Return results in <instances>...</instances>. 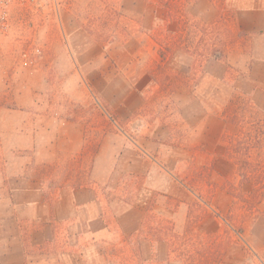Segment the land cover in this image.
<instances>
[{
	"label": "rangeland",
	"instance_id": "1",
	"mask_svg": "<svg viewBox=\"0 0 264 264\" xmlns=\"http://www.w3.org/2000/svg\"><path fill=\"white\" fill-rule=\"evenodd\" d=\"M110 1L114 5V0H60L57 11L48 8L16 19L12 32L0 38V106H5L3 94L9 85L44 79L70 107L68 119L85 126L88 151H97L106 135L116 144L117 136L126 133L131 142L158 144L164 152L155 158L165 167L173 166L175 156L187 159L186 178L191 177L187 183L203 199L190 196L188 203L179 205V200L175 203L155 192L157 211L150 214L151 208L145 207L143 236L165 238L172 264H264V206L259 213H248L245 201L251 186L242 188L232 214L221 216L210 208L215 194H210V186H226L224 181L234 175L233 164L222 160H226L224 137L237 132L226 121L227 109L252 104L264 112V0H147L157 6L154 23L152 27L144 23L138 30L122 27V13L107 6ZM63 15L69 29L76 27L69 38L62 27ZM254 18L260 23L258 30L253 29ZM133 34L151 38L156 45L142 41L124 49L122 43ZM99 47L104 61L97 58ZM70 52L77 57V68L89 74L76 82L54 73L59 66L75 69L71 62L57 67L54 63L56 53L68 56ZM141 66L149 69L153 79L144 93L136 92V76L131 75ZM81 98L90 105L75 102ZM218 133L221 147L212 150V162L196 167L195 156L186 153L207 154L206 142ZM139 183L117 173L111 190L101 192L109 212L120 200L129 199L131 192L138 197ZM2 195L9 194L0 192V200ZM140 195L144 200L152 196L145 190ZM186 195L187 191L181 194ZM5 207L0 203V225ZM167 214L171 220L164 218ZM155 215L159 219H152ZM205 219L204 234H199ZM98 232L81 219L59 225L53 238L39 245L27 228L25 264H154V259H142L138 238L122 237L118 224Z\"/></svg>",
	"mask_w": 264,
	"mask_h": 264
},
{
	"label": "crops",
	"instance_id": "2",
	"mask_svg": "<svg viewBox=\"0 0 264 264\" xmlns=\"http://www.w3.org/2000/svg\"><path fill=\"white\" fill-rule=\"evenodd\" d=\"M109 3L107 6L122 13V27L138 30L143 28L144 23L152 27L157 8L155 4L147 0H114V5L112 1ZM257 15L253 13V17ZM61 21L69 38L71 29L76 27L69 29L64 15ZM252 23L253 29H260L258 20L254 18ZM261 29L264 31V28ZM67 40L71 46V39ZM142 41L156 45L153 39L140 38L136 34L127 37L122 44L127 49L131 45H140ZM100 49L95 48L97 58L104 61L103 52L98 55ZM88 53L86 50L85 54L90 55ZM54 57L56 67L62 62H71L75 68L70 71L59 66L55 74L64 75L73 82L79 76L89 75L77 68V57L73 52L68 56L56 53ZM138 62L143 65L145 63L143 60ZM137 69L131 74L136 76V92H147L153 84L149 69L142 66L139 72ZM3 95L6 102L5 106H0V192L7 190L9 195H2L0 200L1 205L6 206L0 225V234L3 235L0 242L2 264H25L27 228L36 236L38 244L43 245L53 238L59 225L81 219L87 221L91 228L99 230L98 233L107 231L116 223L122 237L139 239L138 246L144 261L154 259V264L173 263L169 262V243L153 241V235L143 236V233L147 232V209L151 208L150 214H156L157 211L158 205L153 198L155 192L159 196L163 194L172 202L178 203L179 200V205H184L185 200L188 203L190 196L199 199L200 195L187 183L191 182V177L188 180L186 178L189 172L186 158L187 161H181L180 156H175L171 158L173 166L165 167L155 158L158 152H164L158 144L131 142L126 133L122 134L123 137L117 136L116 144L110 135L104 136L94 155L88 151L85 126L80 121L68 119L66 112L70 107L59 100V95L53 92L52 84L44 79L37 83L9 85ZM81 100L75 102L82 107L90 105L88 101ZM202 124H205V120ZM197 130L196 135H202V129L198 127ZM220 142L221 133H218L206 142L204 147L210 148L207 154L189 152L186 155L195 156L196 167H207L212 162L211 154L215 148L219 145L221 147ZM222 160L226 165L230 164ZM117 173L136 176L141 190L133 205L120 200L119 206H113L109 212L101 192L111 190ZM45 190H48V198H45ZM142 190L151 193L150 200L141 197ZM183 191H187L186 198L181 196ZM234 205L235 199L226 191L218 189L210 208L218 215L225 216L233 213ZM164 218L172 219L168 214ZM9 222H12L10 226ZM206 223L205 219L197 227L199 234H204ZM218 233L219 230L214 234Z\"/></svg>",
	"mask_w": 264,
	"mask_h": 264
},
{
	"label": "trees",
	"instance_id": "3",
	"mask_svg": "<svg viewBox=\"0 0 264 264\" xmlns=\"http://www.w3.org/2000/svg\"><path fill=\"white\" fill-rule=\"evenodd\" d=\"M226 121L237 127L235 134L224 137L225 158L233 164L234 175L230 180L224 181L226 186L211 185L210 194L223 188L237 202L242 197V188L249 185L251 191L245 201L246 209L250 214L259 213L260 207L264 206V112H260L252 104L238 107L231 105L226 112ZM96 153L97 151L93 152L94 155ZM129 178L134 181L138 179L136 176ZM235 179L238 180L237 184L233 182ZM45 195L48 198V190H45ZM136 199V194L131 192L130 198L124 201L133 205ZM199 199H203L202 196ZM262 213L264 214V210ZM152 238L153 241H167L156 234Z\"/></svg>",
	"mask_w": 264,
	"mask_h": 264
},
{
	"label": "built area",
	"instance_id": "4",
	"mask_svg": "<svg viewBox=\"0 0 264 264\" xmlns=\"http://www.w3.org/2000/svg\"><path fill=\"white\" fill-rule=\"evenodd\" d=\"M59 5L60 0H0V38L12 32L16 19L22 14L39 13L48 8L57 11Z\"/></svg>",
	"mask_w": 264,
	"mask_h": 264
}]
</instances>
